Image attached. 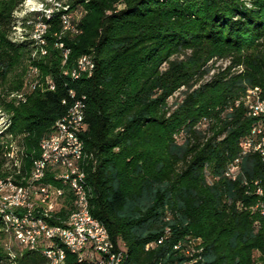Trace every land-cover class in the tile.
Wrapping results in <instances>:
<instances>
[{
    "label": "trees",
    "instance_id": "1",
    "mask_svg": "<svg viewBox=\"0 0 264 264\" xmlns=\"http://www.w3.org/2000/svg\"><path fill=\"white\" fill-rule=\"evenodd\" d=\"M23 1L0 0V178L27 182L40 140L73 89L84 95L91 212L113 241L124 242L123 264H264V216L250 208L258 185L264 199V160L248 152L235 178L227 173L255 120L234 94L255 85L264 95V0H123L121 7L118 0H66L83 14L77 30L63 33L61 10L17 17ZM38 19L47 23L45 53L31 37L12 38L16 22L29 30ZM82 54L95 67L74 78ZM215 55L230 63L203 81ZM29 64L39 69L36 84L48 77L54 88L35 85L25 100L10 98L27 85ZM10 73L18 80L7 84ZM177 90L183 97L170 102ZM12 141L15 157L3 145ZM44 181L70 194L54 174ZM70 208L71 201L57 213ZM12 236L0 213V263L50 264L47 242L7 250ZM64 249L62 264H94Z\"/></svg>",
    "mask_w": 264,
    "mask_h": 264
},
{
    "label": "bare ground",
    "instance_id": "2",
    "mask_svg": "<svg viewBox=\"0 0 264 264\" xmlns=\"http://www.w3.org/2000/svg\"><path fill=\"white\" fill-rule=\"evenodd\" d=\"M29 2L30 1H28V5ZM118 3L123 4V0H118ZM70 5L71 4L68 5V2H66V0H41L40 2H37V6H30L29 11H40L41 13H44V15H46L47 17H50L54 10H61L60 18L61 22L63 23V29L60 33H63L64 31L68 30H77V21L75 22V19L77 20L76 10L72 9ZM16 11L15 14L17 15ZM42 23L46 24L47 29V23L42 19H39L36 23H34L31 28L28 27L30 28L29 30L25 29V26H22L19 22H16L13 25V40H21L25 37L27 38V36L31 37L37 42V45L39 44L38 48L40 49V51L42 53H45L43 45L45 40L43 35H41ZM69 25H74V28L68 27ZM60 33L58 34L59 36H61ZM56 45L62 48L64 55H67L69 53V49L64 46L63 41L59 40L58 42H56ZM32 55H34V52L32 53ZM89 58L90 56L88 54H82L79 57L76 63L77 68L71 72L72 77L77 78L82 75L83 72H90L91 74V71L94 67L90 66H83L81 69V73L76 74V71L80 69L81 64H86V59ZM65 60L66 59L64 58L63 62ZM26 75L27 88L28 91H31L39 80L38 67L34 64H29L27 67ZM46 81H50V84H52L53 89L55 84L54 82H52V79L47 77ZM68 93L70 97V104L66 111L54 121L50 132L40 140V155L34 162L30 177L27 182H14L10 176H8L6 179H0V181L7 180L8 185L12 186V192H10L9 190H6L3 185H0V213L2 214L5 223L8 225V228L11 229V231L14 230L15 217L13 213L8 211V209L17 210V212L27 211L28 204H32V197H25V200H23L22 197L25 193V187L29 184L34 183V175L37 176L39 181H44V178L47 176L49 172L48 166H42L39 162H47V154L51 153L53 149L52 135H54V146H62L63 141L65 139V132H69L70 130L69 121L59 119L68 117L72 113V111H82L83 113H85L84 95L78 96L73 89H69ZM26 95L27 94L26 92H24V90L12 91L8 94L9 97L20 100H25ZM259 106L264 116V95L263 97H259ZM1 117L2 116L0 115V118ZM82 135L83 134H80L79 136V148H77L76 157H71V160H67L66 163H64V175L54 174V178L66 182L70 194H74L75 190L78 191L75 201H71V208L69 213L66 214V216H63L57 213L60 210L59 206H55L53 204H46V202H36L35 210H37L38 213L45 214V219H41V225H39V223H32V230H35L34 234L24 233V242L20 243L24 244L25 246L34 248L38 246L39 241L42 240V238H46V236L48 235V244H50L51 248L54 250V256H50V251L47 247L43 248V253L50 259V264L63 263L65 257V247L76 254L78 261L84 262V260H82V249H77L74 242L66 240L65 234L62 232V230H58V225H67L68 232H75V224L77 222V217H85L86 214H89L91 216V219L97 224H99L102 230L104 231V234L107 237V246H111V249H108V254H106L105 261H101L100 264H123L125 259L124 242L113 241L105 224L101 222L91 212V203L89 198V192L85 182L84 169L88 153H86L85 151ZM54 156H70V149L55 148ZM46 183H49V185L52 186H56L51 182ZM64 206L65 205H62V208ZM48 220L54 221V223H51V228L50 224H48ZM17 229L21 232H28V221H17ZM14 236L19 241V235ZM119 243L121 245V249ZM176 247H178V245ZM101 250L102 243L93 242V251Z\"/></svg>",
    "mask_w": 264,
    "mask_h": 264
},
{
    "label": "built area",
    "instance_id": "3",
    "mask_svg": "<svg viewBox=\"0 0 264 264\" xmlns=\"http://www.w3.org/2000/svg\"><path fill=\"white\" fill-rule=\"evenodd\" d=\"M69 5V3H68ZM76 10V17L80 18L83 14L82 7H74ZM68 27L74 28V25H69ZM46 30V24L42 23V33L44 34ZM83 66L95 67V61L93 57L86 59V64H81L80 69L76 71V74L81 73ZM44 86L52 89V84L49 82H42L36 84V86ZM259 97H263V90H255V85L247 86L243 94L241 95V102L238 100L235 104H242L248 115L255 118L253 124L250 127L249 132L241 138L240 141V154L235 157L227 167V173L232 178H235L237 172L240 169L239 163L241 155L248 152H256L260 155L262 160H264V116L262 110L259 106ZM85 113L82 111H72L68 117L61 118L59 120H67L70 123L69 132H65V139L62 146H54V135L53 136V149L51 153L47 154V162H39L42 166H48L50 174H62L64 175V163L67 160H71V157H76L77 148H79V136L84 132L85 129ZM59 125V121H58ZM60 130V128H59ZM55 148L70 149V156L67 157H56L54 156ZM257 183V182H255ZM0 185H3L6 190L12 192V186L8 185V181H0ZM77 190L74 194H66L64 186H52L45 181H39L36 175H34V183L29 184L25 187V193L22 197H32V204H28L26 212H17V210L8 209L14 214L15 224L12 235H19V242H24V233L34 234L35 230H32V223H39L41 225V219H45V214L38 213L35 210L36 202H46V204H53L59 206L60 210L62 208L63 201L70 196V201H75ZM256 193L260 196L252 205L251 210L258 211L262 216H264V199L261 197L263 192H261L260 185L256 187ZM5 209V206H4ZM17 221H28V232H21L17 229ZM54 223L52 220H48V224ZM58 230H62L65 234L66 240L74 242L77 249H82V260L84 262L100 264L101 261H105L106 254H108V249L111 246H107V237L104 234L101 226L91 219L89 214L85 217H77V222L75 224V232H68L67 225H58ZM47 242L44 247H47L50 251V256H54V250L48 244V235L46 238H42L39 241ZM93 242H101L102 250L93 251ZM120 249L121 245L119 243ZM149 246V244L147 245ZM181 247V244L179 248ZM184 251L190 254L191 250L189 247H185ZM256 264H262L257 262Z\"/></svg>",
    "mask_w": 264,
    "mask_h": 264
},
{
    "label": "rangeland",
    "instance_id": "4",
    "mask_svg": "<svg viewBox=\"0 0 264 264\" xmlns=\"http://www.w3.org/2000/svg\"><path fill=\"white\" fill-rule=\"evenodd\" d=\"M25 1V2H24ZM23 2L24 3H22L21 5H20V8L19 9H17V11H16V13H17V15L16 16H22L24 13H26V12H29V7L30 6H37V2H40L41 0H24ZM28 1H30L29 2V5H28ZM27 2V3H26ZM124 4H122V3H118V2H116L115 3V6H118V7H121V6H123ZM18 11H19V13H18ZM24 12V13H23ZM20 13H22V14H20ZM19 14V15H18ZM39 20V19H38ZM37 20V21H38ZM36 21V22H37ZM35 22V23H36ZM230 63V57H228V56H218V55H215V56H212L208 61H207V65H209L210 67H211V71L208 73V74H206L204 77H203V81H205V80H209L210 79V77L212 76V74L213 73H215V72H218V71H220V70H222V69H224L228 64ZM19 70V69H18ZM234 70H238V68H233L232 69V71H234ZM14 73H10V77L8 78V80H7V84L10 82V81H13V82H16L17 80H16V77L14 78ZM255 89H260V87L259 86H255ZM18 90H20V91H23L24 90V92H26V91H28V88H27V85H26V82H25V84L23 85V84H21L19 87H17V89L16 90H12V91H18ZM11 91V92H12ZM244 92V91H243ZM243 92L241 91H239V92H237V93H235L234 94V99L232 100L233 102H237L238 100L241 102V95L243 94ZM183 97V94H182V92H181V90H177L170 98H169V101L170 102H173V101H175V100H180L181 98ZM10 98H12V97H10ZM14 99V98H13ZM231 105V104H230ZM3 112V111H2ZM1 114V113H0ZM0 121H2V117L0 118ZM3 145H4V147L7 149V155L9 156V157H15V156H17L19 153H20V149H19V147L17 146V145H15V143H14V141H12V142H10V143H3ZM17 162H18V159L16 160ZM30 173H31V171H30ZM30 173H29V175L26 177H23L25 180H28L29 179V177H30ZM1 179V178H0ZM23 179V180H24ZM24 180V181H25ZM69 201H70V199L67 197L66 198V200L65 201H63V204L64 205H66V206H68L69 207ZM259 222V221H258ZM257 222V223H258ZM19 244H21V243H19L13 236L12 237H6L5 238V241L3 242V247L5 248V249H7V250H14V248H17V247H19L18 245ZM10 252H12V251H10ZM10 256H13V253H10ZM9 259H2L1 260V263L0 264H15V263H13V262H9Z\"/></svg>",
    "mask_w": 264,
    "mask_h": 264
}]
</instances>
